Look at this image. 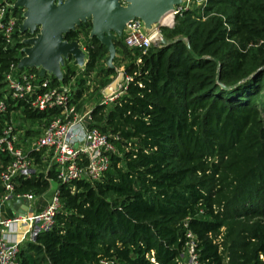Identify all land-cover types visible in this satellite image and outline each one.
I'll return each instance as SVG.
<instances>
[{
  "label": "trees",
  "instance_id": "1",
  "mask_svg": "<svg viewBox=\"0 0 264 264\" xmlns=\"http://www.w3.org/2000/svg\"><path fill=\"white\" fill-rule=\"evenodd\" d=\"M197 11H182L166 42L145 52L114 42L116 53L120 40L126 49L114 65L129 62L123 93L91 108L90 127L116 146L99 180L62 183L53 168L14 178L15 191L35 197L56 181L60 204L52 227L21 244L20 264H178L186 231L205 264H264V0H206ZM90 29L81 23L64 38L84 46L86 70L104 61L98 75L107 86L117 66L107 67L108 51ZM16 34L0 48V97L29 37ZM62 71L61 82L44 77L66 84L75 76ZM84 85L73 88L76 103ZM17 112L59 115L7 100L0 134ZM29 156L46 165L39 152ZM10 160L0 153V172Z\"/></svg>",
  "mask_w": 264,
  "mask_h": 264
},
{
  "label": "built area",
  "instance_id": "2",
  "mask_svg": "<svg viewBox=\"0 0 264 264\" xmlns=\"http://www.w3.org/2000/svg\"><path fill=\"white\" fill-rule=\"evenodd\" d=\"M16 0H0V48L11 45L23 20V9L18 15ZM190 0H183L172 15L186 10ZM163 19V18H162ZM146 29L140 19L130 21L123 31V44L128 49L142 52L163 44L162 29L172 27L163 23ZM173 20V19H172ZM6 89L0 97V112L7 110V100L24 101L32 110L59 109V115L51 118L41 134L24 150L19 142L12 120L6 123L0 134V153L10 155V162L0 172V264H20L18 252L21 244L32 239L37 232L48 230L54 223V216L60 208L58 193L55 191L43 209L37 210L36 197L32 193L15 191L14 178L28 174L38 166L29 156L32 151L40 153V160L46 170L53 168L57 180L68 183L75 180L96 181L101 178L110 163V156L116 153V146L107 134L90 127L91 110L78 111L74 101L73 87L52 84L49 77H41L38 69L18 68L11 64L5 73ZM76 87H74L75 89ZM123 93V86L108 95L102 93L100 104H110ZM37 166V167H36ZM27 200L26 215L6 216V201ZM184 251L178 264H205L199 260L193 234L186 231ZM99 264H123L114 259H102Z\"/></svg>",
  "mask_w": 264,
  "mask_h": 264
},
{
  "label": "water",
  "instance_id": "3",
  "mask_svg": "<svg viewBox=\"0 0 264 264\" xmlns=\"http://www.w3.org/2000/svg\"><path fill=\"white\" fill-rule=\"evenodd\" d=\"M183 0H16L15 8L23 9L20 33H28L23 40V56L18 68L38 69L39 75H50L58 81L63 79L65 61L84 67L86 52L76 40L68 41L65 34L84 22H90V37L106 47L105 59L108 68L115 69L114 42L122 36L126 25L140 19L146 29L158 25L167 14L182 5ZM166 40L164 39L163 43ZM125 76L119 72L104 90L108 95L118 91ZM6 205L14 216L26 215L27 200H7Z\"/></svg>",
  "mask_w": 264,
  "mask_h": 264
},
{
  "label": "rangeland",
  "instance_id": "4",
  "mask_svg": "<svg viewBox=\"0 0 264 264\" xmlns=\"http://www.w3.org/2000/svg\"><path fill=\"white\" fill-rule=\"evenodd\" d=\"M205 2H206V0H190L189 5L186 8V10H192V11H196L198 13H202V11H197V10L202 5H204ZM21 10L22 9L18 10V15L21 14ZM186 10H184V11H186ZM181 14L182 13L173 16L172 27H164L162 29V35H163L165 40H166L165 37L167 36L169 30L174 28V26L176 25L177 16H180ZM119 38L123 40V35ZM118 45L119 46L117 48L116 56L120 59V58H123V56L125 55L124 52L126 51V49L123 47L121 40L119 41ZM80 46L86 52L84 46H82L81 44H80ZM106 57H107V55H106ZM128 62H129L128 59L125 60L123 63H119L117 61L115 62V65L117 66L116 76L119 72L124 73L125 66ZM103 65H104V61L102 60L96 66L95 69L86 70L84 67L74 66L72 61H70L69 63L68 62L65 63L66 67L68 66L69 68H71L72 70L75 71V76L69 82H67L65 84L66 87H69V88L73 87L74 88L76 85H78L79 83H82V82H84V84H85L84 85V92L76 104L78 111L83 112L85 110H89V109L91 110V108H93L96 104H98L100 102V100L102 98V93L111 84L110 83L107 86H104L103 85L104 79L101 77L103 73L98 75L99 69L101 67H103ZM47 76H50V75H47ZM116 76H113V78L115 79ZM124 82H123L122 86L124 85ZM48 121H49V119L28 120V119L23 118L19 112L15 113L13 115V118H12L13 125L17 126L18 122H20V124H21V127L18 128V130H16V132H17L16 134L20 136L19 144L24 150H27L31 146L32 142H34V140H36V138L41 134L43 127L47 124ZM28 130L31 132L27 134L26 131H28ZM24 133H26V136H23ZM45 166L46 165H44V166L40 165L39 167H37V166L36 167L40 168L43 171V170H45ZM55 189H57V182L53 181L51 188L49 190L50 196L55 191Z\"/></svg>",
  "mask_w": 264,
  "mask_h": 264
},
{
  "label": "crops",
  "instance_id": "5",
  "mask_svg": "<svg viewBox=\"0 0 264 264\" xmlns=\"http://www.w3.org/2000/svg\"><path fill=\"white\" fill-rule=\"evenodd\" d=\"M50 199V192L48 191L47 193H45L44 195H42L41 197H36V202H35V206L37 210L43 209L47 202ZM5 215L6 216H12V212L9 210V208L5 210Z\"/></svg>",
  "mask_w": 264,
  "mask_h": 264
},
{
  "label": "bare ground",
  "instance_id": "6",
  "mask_svg": "<svg viewBox=\"0 0 264 264\" xmlns=\"http://www.w3.org/2000/svg\"><path fill=\"white\" fill-rule=\"evenodd\" d=\"M172 18L171 14H167L163 17L162 21L164 24L169 25L172 22Z\"/></svg>",
  "mask_w": 264,
  "mask_h": 264
}]
</instances>
